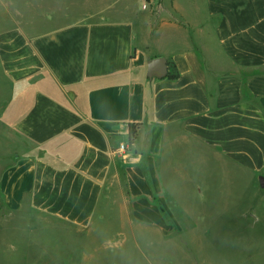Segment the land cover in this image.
<instances>
[{
  "label": "crops",
  "instance_id": "crops-1",
  "mask_svg": "<svg viewBox=\"0 0 264 264\" xmlns=\"http://www.w3.org/2000/svg\"><path fill=\"white\" fill-rule=\"evenodd\" d=\"M16 1L19 26L0 31V130L30 153L0 176L10 214L87 228L115 190L166 207L194 174L210 203L219 165L264 177V0ZM155 58L178 78H148Z\"/></svg>",
  "mask_w": 264,
  "mask_h": 264
},
{
  "label": "rangeland",
  "instance_id": "rangeland-1",
  "mask_svg": "<svg viewBox=\"0 0 264 264\" xmlns=\"http://www.w3.org/2000/svg\"><path fill=\"white\" fill-rule=\"evenodd\" d=\"M17 8L16 0H0V31L19 26ZM28 148L0 130V176ZM230 169L215 168L210 203L199 202L195 174L169 188L166 207L115 190L87 228L36 212L10 214L0 194V264H264V187Z\"/></svg>",
  "mask_w": 264,
  "mask_h": 264
},
{
  "label": "water",
  "instance_id": "water-1",
  "mask_svg": "<svg viewBox=\"0 0 264 264\" xmlns=\"http://www.w3.org/2000/svg\"><path fill=\"white\" fill-rule=\"evenodd\" d=\"M168 72L167 60L164 58H155L147 62V76L152 78L154 75L165 77ZM260 186L264 187V177L260 178Z\"/></svg>",
  "mask_w": 264,
  "mask_h": 264
},
{
  "label": "built area",
  "instance_id": "built-area-1",
  "mask_svg": "<svg viewBox=\"0 0 264 264\" xmlns=\"http://www.w3.org/2000/svg\"><path fill=\"white\" fill-rule=\"evenodd\" d=\"M147 8H149V2H148L147 0H145V1L143 2L142 9L145 10V9H147ZM135 148H136V143H135L134 141H127V142L121 144V145L118 147L117 151H118L119 153L124 154V153H127V152H131V151L134 150Z\"/></svg>",
  "mask_w": 264,
  "mask_h": 264
},
{
  "label": "trees",
  "instance_id": "trees-1",
  "mask_svg": "<svg viewBox=\"0 0 264 264\" xmlns=\"http://www.w3.org/2000/svg\"><path fill=\"white\" fill-rule=\"evenodd\" d=\"M165 79L169 80V81H174L178 78V72L175 68V66L172 63L168 64V72L164 77ZM132 126H130V133L132 131Z\"/></svg>",
  "mask_w": 264,
  "mask_h": 264
}]
</instances>
